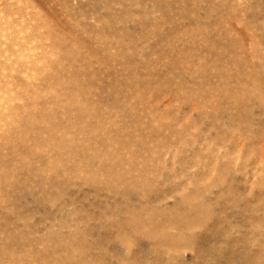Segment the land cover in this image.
Returning a JSON list of instances; mask_svg holds the SVG:
<instances>
[{"label":"rangeland","instance_id":"rangeland-1","mask_svg":"<svg viewBox=\"0 0 264 264\" xmlns=\"http://www.w3.org/2000/svg\"><path fill=\"white\" fill-rule=\"evenodd\" d=\"M0 264H264V0H0Z\"/></svg>","mask_w":264,"mask_h":264},{"label":"bare ground","instance_id":"bare-ground-1","mask_svg":"<svg viewBox=\"0 0 264 264\" xmlns=\"http://www.w3.org/2000/svg\"><path fill=\"white\" fill-rule=\"evenodd\" d=\"M219 200V199H218ZM222 201V200H221ZM217 202V201H216ZM220 203V202H219ZM224 206V205H223ZM209 215V214H208ZM216 216V215H215ZM209 219V218H208ZM219 219H221V217H219ZM214 220H216V219H214ZM249 220V219H248ZM139 223V220H136L135 221V223H134V225H130L131 227H133V228H135V225H137ZM176 223V225H178L179 227H182V228H184V229H188V231H190V228H192L193 226L195 227V224L191 221V222H184V221H182V222H180V221H175L174 220V224ZM246 223V222H245ZM162 225V223H155L154 224V229H155V231H157L159 228H160V226ZM247 226V225H246ZM193 227V228H194ZM234 228V227H233ZM236 228V227H235ZM179 229V228H178ZM223 229V228H222ZM180 230V229H179ZM205 231V230H204ZM219 231L220 230H218V228H217V225H216V223L212 226V227H210V229L208 228V230L207 231H205L203 234H202V236H201V240L204 242V244H203V246H202V250H201V252H203V251H205V250H207V251H205V253L206 252H208V251H211V250H213V245L209 242L210 240H214V239H219V237H220V233H219ZM223 234H225V233H223ZM237 234V233H236ZM222 235V234H221ZM222 238V237H221ZM225 238V237H224ZM223 238V239H224ZM236 240V239H235ZM234 240V241H235ZM220 241V240H219ZM243 241H245V240H243ZM237 243V242H236ZM230 244V243H229ZM233 244H234V242H233ZM238 244V243H237ZM241 244V243H240ZM243 246V245H242ZM251 248V247H250ZM232 249V248H231ZM242 249V248H241ZM157 250V249H156ZM216 250V249H215ZM233 250V249H232ZM231 250V251H232ZM249 250V249H248ZM242 252H243V250H241ZM259 251V250H258ZM158 252V251H157ZM230 252V251H229ZM233 252V251H232ZM248 252V251H247ZM222 253V252H221ZM227 253V252H226ZM215 254V253H214ZM220 254V253H219ZM233 254V253H232ZM241 254V253H240ZM247 254V253H246ZM254 254H255V252H254ZM158 255V254H157ZM231 255V254H230ZM239 255V254H238ZM220 256V255H219ZM233 256H234V254H233ZM237 256V255H236ZM253 256V255H252ZM248 257V256H247ZM219 258V257H218ZM234 258V257H233ZM214 259V258H213ZM238 259V258H237ZM233 260V259H232ZM263 260V259H262ZM214 261V260H213ZM244 261V260H243ZM199 262V261H198ZM218 263V262H217Z\"/></svg>","mask_w":264,"mask_h":264}]
</instances>
